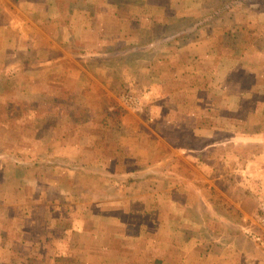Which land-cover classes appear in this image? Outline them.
Returning <instances> with one entry per match:
<instances>
[{"label":"crops","instance_id":"crops-1","mask_svg":"<svg viewBox=\"0 0 264 264\" xmlns=\"http://www.w3.org/2000/svg\"><path fill=\"white\" fill-rule=\"evenodd\" d=\"M119 1L122 0H0L1 103L5 105L7 102L3 91L8 72L14 76L11 85L15 95L12 98L23 104L37 102L39 87L44 91L55 88L62 91L69 88L83 90L89 87V83L81 78L89 76L93 80L90 86L94 88L105 89L116 96V86L124 95L133 94L141 108L146 109L145 119L149 124L157 120L165 124L166 129L151 133L166 146L167 151L175 155L183 150L182 128L187 120H197L198 117L196 113L179 108L171 112L168 105L176 107L186 102L182 97L192 93L193 89L181 83L183 75L187 76L200 64H206L207 71L204 72L207 74L199 76L208 95L221 90L222 96L217 100L221 109L219 118L227 126L196 125L191 128L190 131L204 142L192 150L194 156L205 153L202 159L191 161V167L197 173L205 166L213 168L216 146L221 145L222 150L242 151L245 147L238 142L243 141V137H250L247 141L252 142L249 149L256 154L246 159L252 172L248 174L251 179H259V174L264 176V130L249 133L237 128L239 124L235 122L240 119L248 92L246 84L241 83L242 80H234L233 76L237 70H243L253 77L255 83L259 81V92L264 88V42H261L264 41V1H248L243 7L251 9V12H245L243 20L242 14L221 16V20L215 21L210 29H204L202 35H192L185 47L178 40L171 41L173 53L170 62L174 71L171 80L160 67L164 63L161 58L170 52L161 43L173 38L165 33L164 24L170 19L179 23L182 17L188 15L186 11L192 6L198 7L197 1L142 0L140 8L132 0H125L129 2L124 5ZM212 7L213 0H210L206 8ZM226 17H231L230 24H227ZM137 21H140V28L131 29L129 24ZM91 24L96 27L94 35H91ZM243 24L255 27L250 29ZM230 25H241L242 34L251 31L257 44L243 43L241 37L237 42L234 40L230 47L229 35H225ZM154 26L159 27L158 35H153ZM141 32L146 35H140ZM183 55L185 64L179 67V59ZM192 75L198 77L196 73ZM208 100L202 102L207 103ZM253 118L259 121L257 124H263L261 116L253 115ZM231 123L233 126L228 128ZM232 141L235 145L230 147ZM168 162L167 157L152 159L140 164L138 172L127 170L125 172H130V175L117 176L116 188L91 193L94 203L88 210L85 205H77L73 222L62 209L61 233L54 236L59 245L45 244V260L41 259L42 245L33 236L28 246L35 248L34 255L18 263L264 264V257L260 256L263 242L255 238L256 234L252 238V235H246L250 226L245 224L248 214L241 201L233 202L232 210L238 219L222 218L220 228H214L210 226L211 222L206 221L211 214L209 199L197 186L189 196L195 199L193 214L189 216L187 206L182 202L184 197H188L183 196L175 186L188 180L167 175L163 169ZM234 162L231 167H245L239 164L240 161L237 165ZM200 176L203 177L202 174ZM203 178L210 184L207 173ZM239 178V182L245 179ZM113 180L109 179L107 183H116ZM0 181L4 182L3 177ZM10 206L7 205L8 208ZM3 210L0 208V264L6 262L4 258L8 255L5 251L11 252V244L24 236L23 229L17 232L7 226ZM13 218L14 222L18 218L15 212ZM36 227L31 226L33 232L38 233ZM51 235L49 238L46 236L48 243L53 242Z\"/></svg>","mask_w":264,"mask_h":264},{"label":"rangeland","instance_id":"rangeland-1","mask_svg":"<svg viewBox=\"0 0 264 264\" xmlns=\"http://www.w3.org/2000/svg\"><path fill=\"white\" fill-rule=\"evenodd\" d=\"M141 1L132 0V3L140 8ZM186 1L190 3L191 0ZM196 1L198 7L192 6L191 10L186 11L188 14L186 18L182 17L179 23H174L173 19H170L164 24L165 33L173 37L161 43L163 47L169 48L166 51H170L165 53L166 57L161 58V62L164 63L160 65L167 72L166 75H169L168 80L174 72L173 64L170 62L173 53L171 41L178 40L179 44L185 47L189 44L192 35H202V31L210 29L215 21L221 20V16L231 13L242 14L243 20L244 13L251 12V9H244L243 6L252 0H213L212 8H206L210 0ZM119 2L124 5L129 1ZM226 18L227 24H230L231 17ZM243 25L250 29L255 27L253 24ZM129 26L131 29L140 28V21ZM90 27L93 30L91 35H94L96 27L93 24ZM228 27L229 30L225 32V35H229L230 47L234 40L237 42L241 37L240 41L243 43L257 44L258 41L254 40L251 31L248 30L247 34L241 33L243 29L241 25ZM152 31L153 35H158L159 27L154 26ZM140 35L146 34L141 32ZM92 41H90L91 44H93ZM261 42L264 41L261 40ZM184 59V55L179 59V67L185 64ZM155 65L158 64L155 63ZM205 68L206 64H200L190 72L191 74L183 75L181 83L186 84L188 89L191 86L193 92H188L182 97L186 99L184 104H177L176 107L168 105V109H172H170L171 112L179 108L191 114L196 113L198 117L197 120H187L182 128L183 150L175 155L167 151L166 146L151 133L166 129L165 124L160 120L149 124L145 119L146 109L141 108L133 94L124 95L123 91L120 92V89L114 86L116 94L114 96L105 89L90 86L93 80L89 76L86 78L83 76L82 81L89 83V87L83 90L69 88L62 91L61 88H55L44 91L39 87L36 91L39 92L37 102L23 104L12 98L15 95V89L11 85L14 76L12 72H8L7 85L3 91L7 102L4 105L0 100V177L4 179V182L0 181V208L4 209L7 226L17 232L23 229L25 239L19 237L18 242L10 243L13 250L5 251L8 255L4 258L5 264H52L49 259L48 263L18 262L29 255H34L35 248L28 246L29 239L33 236L42 245L41 259L45 260L47 250L44 248L45 244H53V247L59 245L54 236H60L58 234L61 233L62 209L69 214L73 222L78 204L85 205L86 210L93 206L94 200L91 193L95 190L109 191L111 187L116 188L117 176L130 175V172L129 174L125 172L127 170L138 172L141 168L140 164L163 157L169 159L163 169L167 175L188 180V182L183 180L181 185L175 184V186L181 194L183 193V196L188 197H184L182 202L187 206L189 216L193 214L195 207V199L192 200L189 196L197 186L209 199L208 207L211 214H209V221L208 218L206 221L211 222L210 226L214 228H220L222 218L231 221L238 219L232 209L233 202L240 200L248 214L245 217V224L250 228L247 229L246 235H252L251 238L257 235L258 237L255 238L264 244V213L262 211L264 209V176L259 174V179H251L248 174L252 172L251 168L247 167L246 159L256 154L249 149L252 142L247 141L250 137H243L244 140L238 142L245 147L242 151L222 150L221 145L216 146V151L213 152V165H215L213 168L205 166L199 169V174L190 165L191 161L202 159L205 155L202 153L194 156L195 153L192 150L199 148L204 142L190 131L191 128L196 125L222 128L226 125L219 118L221 109L217 100L222 96L221 90L208 95L205 92L204 81L199 76L207 74L204 72L207 71ZM194 73L198 74L199 78L192 75ZM233 76L234 80H242L241 83L246 84L248 92L241 108L240 119L235 122L236 125L239 124L237 128L249 133L253 130H264V120L263 124H257L259 121L253 118V115H257L264 119V88L259 92L257 90L259 81L255 83L253 77L243 70H237ZM117 80L119 81V77ZM207 99H209L207 103L202 102ZM258 109L260 111H257ZM123 111L129 116L128 118L123 117ZM231 126H233L232 123L228 128ZM234 142H230V147L235 145ZM151 155L153 157L150 159ZM240 156L241 159H239ZM225 158L228 159L225 160ZM233 161L235 165L237 161H240L239 164H244L245 167H231ZM111 164H115L114 167L110 166ZM206 173L213 183L205 182L203 177ZM201 174L203 177L200 176ZM239 176L245 177L243 182H239ZM109 179H114L116 183L111 182L110 185L107 183ZM66 196H68L67 199ZM12 197L16 200L14 201ZM3 198L6 200H2ZM9 204L11 206L8 208ZM14 212L19 219L15 222ZM31 226H37L38 233L33 232ZM50 235L53 242L48 243L45 239ZM17 236L15 234L16 238ZM37 255L41 254L37 253ZM260 256L264 257V248L260 251Z\"/></svg>","mask_w":264,"mask_h":264},{"label":"trees","instance_id":"trees-1","mask_svg":"<svg viewBox=\"0 0 264 264\" xmlns=\"http://www.w3.org/2000/svg\"><path fill=\"white\" fill-rule=\"evenodd\" d=\"M123 117L128 118L129 116L126 113H124Z\"/></svg>","mask_w":264,"mask_h":264},{"label":"built area","instance_id":"built-area-1","mask_svg":"<svg viewBox=\"0 0 264 264\" xmlns=\"http://www.w3.org/2000/svg\"><path fill=\"white\" fill-rule=\"evenodd\" d=\"M263 213H264V209H262Z\"/></svg>","mask_w":264,"mask_h":264}]
</instances>
